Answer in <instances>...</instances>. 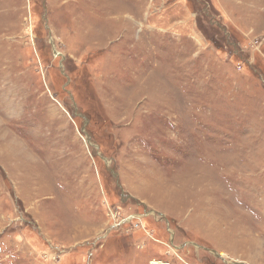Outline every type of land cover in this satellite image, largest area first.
<instances>
[{"label":"rangeland","instance_id":"1","mask_svg":"<svg viewBox=\"0 0 264 264\" xmlns=\"http://www.w3.org/2000/svg\"><path fill=\"white\" fill-rule=\"evenodd\" d=\"M0 264H264V0H0Z\"/></svg>","mask_w":264,"mask_h":264}]
</instances>
